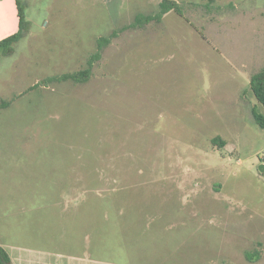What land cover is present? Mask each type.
<instances>
[{
  "label": "rangeland",
  "instance_id": "rangeland-1",
  "mask_svg": "<svg viewBox=\"0 0 264 264\" xmlns=\"http://www.w3.org/2000/svg\"><path fill=\"white\" fill-rule=\"evenodd\" d=\"M163 1L177 7L125 28ZM20 2L30 32L0 59V245L110 260L136 238L182 264L264 252L250 88L264 0ZM88 67L87 82L48 81Z\"/></svg>",
  "mask_w": 264,
  "mask_h": 264
},
{
  "label": "crops",
  "instance_id": "crops-1",
  "mask_svg": "<svg viewBox=\"0 0 264 264\" xmlns=\"http://www.w3.org/2000/svg\"><path fill=\"white\" fill-rule=\"evenodd\" d=\"M19 29V15L17 0H0V40L14 34ZM128 243L126 250L122 251V256H111L112 258L103 259L96 251L85 249L83 252L73 254H59L60 260H54L53 253L47 251L35 250L29 255L21 252L15 253L10 258L12 264H182L179 257H167L160 250L155 251L150 246L148 240L144 239H126ZM131 243V244H129ZM8 251V250H7ZM119 253V252H118ZM244 252L239 261H233V264H264V252H260L254 257ZM186 264H214L211 256H198L189 259ZM224 264V262H223ZM231 264V262H229Z\"/></svg>",
  "mask_w": 264,
  "mask_h": 264
},
{
  "label": "trees",
  "instance_id": "trees-1",
  "mask_svg": "<svg viewBox=\"0 0 264 264\" xmlns=\"http://www.w3.org/2000/svg\"><path fill=\"white\" fill-rule=\"evenodd\" d=\"M18 6V15H19V29L12 35H9L0 40V59L3 56H10L15 52V44L24 38L30 32V21L26 18L24 8L20 2L17 0ZM177 7L176 2H168L163 1L161 3V11L155 15H138L135 21L130 24L129 27H135L139 24H145L153 19L160 20L164 14L169 12L172 9ZM117 32L114 31L111 36L109 37H100L98 39V51L92 56L91 60L89 61V65H92V60L100 57V51L102 48L111 42L112 36H116ZM90 74V67L74 72V73H65L62 75H58L56 77H50L48 81H72L75 83H84L87 82L89 79ZM250 88L256 97V99L264 106V68L259 70L258 72L254 73L250 78ZM253 115L255 117L256 122L264 128V115L259 113L256 108L253 109ZM214 142H221L223 141L217 137L214 139ZM0 264H12L10 255L8 251L0 245Z\"/></svg>",
  "mask_w": 264,
  "mask_h": 264
}]
</instances>
